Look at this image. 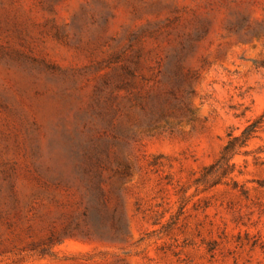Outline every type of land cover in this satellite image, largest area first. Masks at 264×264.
Listing matches in <instances>:
<instances>
[{
    "label": "rangeland",
    "instance_id": "rangeland-1",
    "mask_svg": "<svg viewBox=\"0 0 264 264\" xmlns=\"http://www.w3.org/2000/svg\"><path fill=\"white\" fill-rule=\"evenodd\" d=\"M0 264H264V0H0Z\"/></svg>",
    "mask_w": 264,
    "mask_h": 264
},
{
    "label": "trees",
    "instance_id": "trees-1",
    "mask_svg": "<svg viewBox=\"0 0 264 264\" xmlns=\"http://www.w3.org/2000/svg\"><path fill=\"white\" fill-rule=\"evenodd\" d=\"M251 128H252V125H249L244 133L249 132L251 130ZM232 146H233V140H230L228 145L225 147V150H224L225 152L224 153L227 154L228 152H230L232 150V148H233Z\"/></svg>",
    "mask_w": 264,
    "mask_h": 264
}]
</instances>
